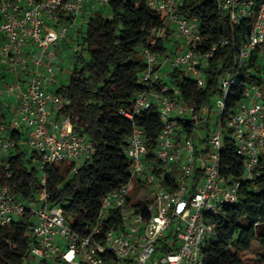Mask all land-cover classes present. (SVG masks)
Instances as JSON below:
<instances>
[{
  "label": "built area",
  "instance_id": "built-area-1",
  "mask_svg": "<svg viewBox=\"0 0 264 264\" xmlns=\"http://www.w3.org/2000/svg\"><path fill=\"white\" fill-rule=\"evenodd\" d=\"M111 1L0 0V101L17 99L8 123L0 119V164L5 170V158L16 146L11 131L25 133L24 147L37 156L41 172L67 163L77 173L92 159L94 151L76 131L77 119L68 111L70 100L56 92L61 69L57 49L81 13L91 18L88 8L109 6ZM186 1L146 0L148 10L164 13L167 26L176 27L180 43L170 45L172 39L167 40L169 51L159 58L156 50L164 33L150 30L141 49L147 69L140 83L149 89L160 82L161 90L139 93L133 110L121 114L134 124L137 115L156 104L162 130L156 150L150 152L145 131L135 127L124 150L130 181L102 198L88 233L72 227L73 219L63 207L50 205L45 175L33 202L19 201L11 187L0 189V229L27 212L33 217L35 243L29 264H204V248L217 235L215 219L224 206L238 202L245 181L259 176L264 149V0H213L229 23L217 41L202 33L197 16L181 13ZM244 22H249L248 33H238ZM230 44L237 48L234 70L219 79L221 95L213 105L197 107L167 95L170 87L162 66L182 70L203 89L205 70ZM257 50L254 79L260 83L247 84L241 101L227 113L229 94ZM8 76L12 79L5 80ZM179 120L192 125L190 134L178 127ZM226 137L245 159L240 178L223 174Z\"/></svg>",
  "mask_w": 264,
  "mask_h": 264
},
{
  "label": "trees",
  "instance_id": "trees-1",
  "mask_svg": "<svg viewBox=\"0 0 264 264\" xmlns=\"http://www.w3.org/2000/svg\"><path fill=\"white\" fill-rule=\"evenodd\" d=\"M108 7L109 16L97 14L89 19L79 44L81 49L73 54L69 83L56 91L70 100L68 111L77 119L76 131L88 139L94 151L92 159L77 173L67 163L41 172L32 167L37 156L32 153L28 157L25 133L11 131L16 146L5 158L8 170L0 164V189L11 187L19 201H35L42 190L40 178L45 175L50 205L63 207L73 219L72 227L84 234L96 222L102 198L130 181V162L124 150L135 127L145 131L149 151L156 150L162 130L157 105L137 115L134 124L121 112L133 110L139 93L161 90L160 82L149 89L140 83L147 69L141 49L148 43L150 30L161 29L164 35L156 50L161 58L169 51L166 42L174 32L167 26L164 13L147 9L146 0H112ZM181 13L197 16L202 33L212 36L213 41L229 28L228 20L219 13L213 0H187ZM72 19L69 16L67 21ZM248 24L244 22L237 32L247 34ZM236 52L237 48L230 44L216 53L205 70L207 81L203 89L182 70H168L163 76L170 87L167 95L197 107L213 105L214 97L221 95L219 79L234 70ZM257 54L258 50L229 94L227 113L241 101L247 84L260 83L254 79V72L258 71ZM6 109L10 107L0 101V119L4 123H8L9 117ZM178 127L191 133L192 125L188 122L179 120ZM221 167L226 176L240 178L245 173V159L237 156L233 141L227 137ZM257 172L259 176L255 180L244 182L238 202L224 206L215 219L217 235L204 248V264H245L247 260L264 264V149ZM197 184L198 179L194 187ZM32 218L27 212L18 222L0 229V264H29L35 243ZM107 229L106 226L104 231ZM253 243L259 245L261 252L254 250Z\"/></svg>",
  "mask_w": 264,
  "mask_h": 264
},
{
  "label": "rangeland",
  "instance_id": "rangeland-1",
  "mask_svg": "<svg viewBox=\"0 0 264 264\" xmlns=\"http://www.w3.org/2000/svg\"><path fill=\"white\" fill-rule=\"evenodd\" d=\"M89 10H91L93 12V14H92L93 16H95L97 14L109 16L111 13L108 6H99L98 4L92 5V7L90 9L88 8V11ZM89 19H90L89 13H87V12L81 13V15H79L78 22L74 26V29L68 35L69 40L67 38L64 41V42H67V41L69 42V46L71 49L68 50V48H69L68 44H65L64 42L58 48L60 50L61 54H63V56H61V58L64 57L62 60L63 62L61 61V63H62L61 67L63 66V68H62L63 70L59 73V76H58L59 84L61 83L60 86H66L69 83V77H70V73H71V70L73 67V61L71 60L72 55H73L74 51H79L81 49L79 44L81 43L82 35L86 33ZM168 27H170L171 30L174 31V32H172L173 34L171 33V35L168 36V40L172 39L171 42L169 41L170 45H173V43H176V42L179 44L180 43L179 38L175 37V36H178L176 27L172 26L170 24H168ZM159 64H161V62H158V67L160 66ZM10 97H11L10 99H11L12 103L8 101V107H10V109H6L7 116H10L11 115L10 112L15 108L14 100L16 98H15V96H10ZM218 99H219V96H215L213 103H215ZM28 152H29L28 157H31L32 151L28 150ZM32 167L40 170V165L38 164L37 160L33 161ZM253 248L256 252H261V248L259 247V245L257 243H253ZM245 264H263V263H261L260 261L247 260Z\"/></svg>",
  "mask_w": 264,
  "mask_h": 264
},
{
  "label": "crops",
  "instance_id": "crops-1",
  "mask_svg": "<svg viewBox=\"0 0 264 264\" xmlns=\"http://www.w3.org/2000/svg\"><path fill=\"white\" fill-rule=\"evenodd\" d=\"M72 27H73V28H71V31L74 29V26H72ZM71 31H70V32H71ZM175 37L177 38L178 36H175ZM68 40H69V38H68ZM64 43H65V44H68V47H69L68 50L71 49L70 46H69V42H68V41H67V42H64ZM58 48H59V47H58ZM57 52H58V56H59V64H60V67H61V64H62L61 61L63 60L64 57L61 58V56H63V54H61V52H60L59 49L57 50ZM59 53H60V54H59ZM74 53H75V51L73 52V54H74ZM71 60L73 61V55H72V59H71ZM62 62H63V61H62ZM62 68H63V66L61 67L60 72L63 70ZM168 70H169V67H168V66H162V68L160 69V71H161V73H162L163 75H165V74L167 73ZM60 72H59V73H60ZM58 76H59V74H58ZM9 79H12V78H11L10 76H8L5 80H9ZM1 81H2V80H1ZM60 84H61V83H60ZM1 86H2V84H1ZM59 86H60V85H59ZM59 86H58V87H59ZM58 87H49V90H50V91H55ZM60 87H61V86H60ZM60 87H59V88H60ZM10 98H11L10 96H7V98H6L5 100H3L2 103H4L5 106H8V101L11 102V99H10ZM14 102H15V106H16V105H17V99H15ZM11 103H12V102H11Z\"/></svg>",
  "mask_w": 264,
  "mask_h": 264
}]
</instances>
